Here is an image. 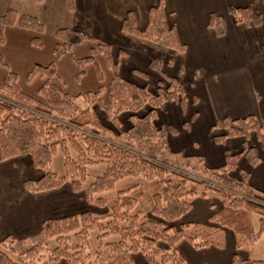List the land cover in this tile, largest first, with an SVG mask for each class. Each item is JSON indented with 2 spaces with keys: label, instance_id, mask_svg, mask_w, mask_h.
Instances as JSON below:
<instances>
[{
  "label": "trees",
  "instance_id": "obj_1",
  "mask_svg": "<svg viewBox=\"0 0 264 264\" xmlns=\"http://www.w3.org/2000/svg\"><path fill=\"white\" fill-rule=\"evenodd\" d=\"M163 4L159 0L149 8L143 29L136 27L131 12L123 19L122 29L164 48L183 51L185 46L175 29L166 24ZM68 7L73 9V0H68ZM227 10L235 23L258 24L261 19L248 5L229 6ZM14 25L35 32L30 43L41 46L42 23L34 15H19L14 8L0 15V45L4 28ZM209 26L217 36L225 32L223 19L216 13L209 15ZM54 37L55 58L85 40L97 42L89 55L73 58L75 78L84 73L86 63L94 61L96 52L101 53L112 71L107 102L99 97L100 87L83 96L63 91L56 82L54 61L34 64L26 75L27 81L35 76L43 78L37 91L42 100L24 92L17 85L16 74L7 69L0 82V161L29 156L42 174L34 180L25 179L26 190L49 191L67 181L74 193H83L88 205L106 210L100 216L84 209L43 219L40 233L53 240L51 246L37 242L17 251L14 237L5 236L0 241V264H136V255L142 257L140 264H190L179 251L178 242L186 240L196 249L216 246L225 228L235 235V250L248 252L264 234V191L249 183L248 172L238 167V161L244 157L255 166L259 161L255 146L245 144L239 152L226 151L224 163L217 167L207 165L202 155L172 150L167 133H175L176 128L158 125L157 110L168 100L183 107L188 95L176 77L162 70L161 60L152 58L149 62L160 75L151 91L147 83L136 84L119 73L108 42L69 27L57 28ZM5 65L0 53V66ZM133 72L144 81L148 78L144 71ZM94 104L116 131L101 123ZM124 113L129 121L126 127L121 118ZM216 128L222 132L213 134L215 142L251 136L264 149V122L253 114L223 117L211 131ZM58 149L63 155V175L52 169V157ZM97 164L105 165L103 171L85 185L87 167ZM209 190L215 191L219 205H210L207 223L183 221L193 199L205 197ZM253 214L258 215L257 228ZM227 264H264V259L239 258L235 252Z\"/></svg>",
  "mask_w": 264,
  "mask_h": 264
},
{
  "label": "crops",
  "instance_id": "obj_2",
  "mask_svg": "<svg viewBox=\"0 0 264 264\" xmlns=\"http://www.w3.org/2000/svg\"><path fill=\"white\" fill-rule=\"evenodd\" d=\"M158 1L73 0V9H69L68 0H0V15L8 8H14L19 15H34L43 25V31L39 34L40 48L30 43L35 32L16 25L4 28V38L7 32L16 37L9 58L0 51L6 64L4 67L16 74V82L20 86V80L26 79L34 64L47 65L53 60V54L49 55L47 50L51 48L53 51L56 44L54 32L60 27L74 28L108 42L113 57L118 61L119 73L136 84L147 83L151 91L155 90L160 75L149 66V62L152 58L159 59L162 70L176 77L188 95L183 107L176 101L168 100L157 110L155 122L158 125L176 128L175 133H167L170 148L185 155H202L207 165L217 167L224 163L226 151L239 152L245 144L254 145L259 156L258 163L250 166L241 157L238 167L248 172V180L253 187L264 191V149L255 137H226L219 143L212 136L220 134L222 129L211 131V126L223 117L253 114L257 120L264 122V73H261L264 72V0H163L166 24L175 29L178 40L185 46L183 51L164 48L123 31L122 21L129 12L136 27L143 29L147 24L149 8ZM246 5L260 15L258 24L235 23L228 13L229 6ZM211 13L223 19L225 32L221 36H217L209 26ZM225 18L231 20V30ZM20 37L22 39L19 41ZM44 42L45 53L40 51ZM96 44L94 40H85L73 47L69 59L65 57L67 53L55 58L57 79H63L69 73L75 76L77 69L73 58L89 55L87 48H96ZM14 58L16 61H13ZM108 69L103 55L96 52L94 61L85 64L77 85L71 83L62 88L72 95L96 91L99 86L104 90L112 78ZM134 69L144 71L147 80L136 75ZM5 73H1L0 82ZM23 90L35 96L34 92ZM193 96L196 97L195 101ZM18 158L0 161V169L9 163L21 166ZM24 163L34 168L30 161L24 160ZM3 179L9 187L7 184L0 187L7 186L9 190L5 191L4 201L1 203L0 200V241L7 235L15 238L25 237L32 231L40 232L43 219L65 214V197L62 199L56 194L58 189L33 193L21 183V194L18 193L17 197L11 191V175H4ZM43 194V197H38ZM207 198L208 195L195 197L191 209L182 220L207 223L212 210L210 205L213 204L207 202ZM3 204L9 205L3 208ZM220 234L221 239L216 246L211 244L196 249L188 241L181 240L177 247L187 261L195 257L198 264H227L235 252L239 258L250 256V250H235V235L231 230L221 229ZM262 238L264 234L257 241ZM204 250L205 253L191 254V251ZM138 256L136 264L142 261V257Z\"/></svg>",
  "mask_w": 264,
  "mask_h": 264
},
{
  "label": "rangeland",
  "instance_id": "obj_3",
  "mask_svg": "<svg viewBox=\"0 0 264 264\" xmlns=\"http://www.w3.org/2000/svg\"><path fill=\"white\" fill-rule=\"evenodd\" d=\"M225 22L228 24L229 30H231V23H232L231 20H229L228 18H225ZM15 38L16 37L14 35H12L10 32H7V34H6L5 38H4V40H5L4 43L0 45V47H1L0 51L4 52L8 56V58L10 56L11 51L13 50V47H14L13 43L15 42V40H14ZM21 39L22 38L20 37L18 40L20 41ZM45 41L48 42L47 39H45ZM42 46H43V48L40 49V51L45 53V51H46L45 50L46 49V42H44V44ZM38 48H40V46ZM47 51H48L49 55L52 56L53 53L51 51V48H49ZM88 52H91V50L89 48H87V53ZM71 53H72V51L67 53L65 57H67L69 59V57L71 56ZM249 54H251V53H249ZM249 54H247V55L249 56ZM54 60H55V57L53 55V60L52 61H54ZM13 61H16V58H14ZM7 69L8 68H5L4 66H0V75H1V73L7 72ZM76 69H77V67H76ZM84 70H85V66H84ZM108 70H109V73H112L110 68ZM261 73H264V72H261ZM109 75H111V74H109ZM64 76L65 77L63 79H59V78H58L59 80L56 79V82L59 84L61 89H63L62 86H67V85H69L71 83H73V85H77V80L78 79H76L75 76L70 75V73L68 75H64ZM4 77H5V75H4ZM109 80L110 79H108V81H106L107 84H108ZM42 82H43V78L35 76L30 81H27L26 79L25 80H20L19 84L26 91L34 92L35 96L34 95H32V96L42 100V98L37 93L38 88L42 84ZM106 82H104V83L106 84ZM99 87L101 88V91H100V94H99V97H101V101L102 102H107V99H108V88L107 87H109V85H107L106 88H104V90H103V88L101 86H99ZM63 91H65V90L63 89ZM91 92H94V91H91ZM84 94H76V95H82L83 96ZM93 109L96 112V114L98 115V118H99V120L101 121V123L103 125H105V126L111 128L112 130L116 131L115 127L107 119L104 111L97 104L93 105ZM127 117H128L127 113H124V114L121 115L124 127H126L128 125V122H129ZM18 157H20V158H18V161H21V166L14 165V164L10 165V163H9L6 166H3V169H0V185L7 184L5 182V180L3 179L4 175H8V174L11 175V184H10V186L13 187L11 189V191H12V193L17 194V197L19 195L18 193L21 194V187H22L21 183H23V181L25 179L34 180V179L38 178L42 174V172L40 170H38L36 168L28 167L29 165L27 166L26 163H24V160H28V161L31 162L29 156L22 155V156H18ZM104 167H105L104 164H97V165L88 166L87 167V177H86V181L84 182V184L87 185L89 182H91L95 175H98V174H100L103 171ZM52 169L58 175H63L64 174L63 155H62L60 149H58L57 152L52 157ZM7 185L9 187V184H7ZM8 187L7 186H6V188L4 186L0 187V193H1L0 194V200H1V203H2V201H4L5 191L9 190ZM56 191L58 192L56 194L59 195L60 198L63 199V197H65V205L63 203V208L66 209L65 210V214H68V213H79L80 211H82L84 209H89L93 214L100 216L106 210L105 207H97V206H94V205H88L86 203L84 197H83V193L82 192H81V194L74 193L72 191V189L70 188V186H69L67 181H65L63 183V185L60 188H58V190H56ZM44 195L45 194H43L42 196L38 195V197H43ZM207 195H208L207 202H213V204L216 203V205L217 204L219 205L218 199L216 198L217 194L215 193V191L209 190L207 192ZM1 196H2V198H1ZM197 197L199 198V196H197ZM7 200L9 201L10 197ZM8 205L3 204L2 206H3V208H5ZM252 221H253L254 227L257 228L258 215L253 214ZM95 234H96V230H93L92 231V235H95ZM93 240L94 239L91 240V243H92L91 247L92 248H94V243H95ZM37 242H41V243H43L45 245H48V246L53 245V240L52 239H48V238L44 237L39 231H34V232L32 231V232L28 233L27 235H25V237H15L14 240H13V246L15 247V250L19 251L21 249H24L26 247L31 246L34 243H37ZM182 245L183 244H181V248H182ZM205 252H206L205 250L202 251V252H197V251L192 252L191 251V254L195 255V254H201V253H205ZM249 252H250L249 253L250 254V256H249L250 258H253V259L261 258V259H264V238H262L259 241H257L253 245V247L250 249ZM190 256L191 255H189V257ZM136 257H139V256L136 255ZM195 259H197V258L192 257V260L188 259V261H189L190 264H198L197 260H195ZM58 264H62V263H58Z\"/></svg>",
  "mask_w": 264,
  "mask_h": 264
}]
</instances>
